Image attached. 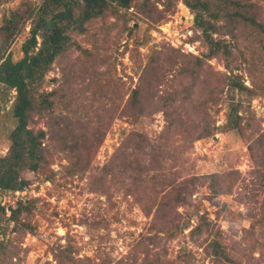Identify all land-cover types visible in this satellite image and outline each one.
<instances>
[{"label":"rangeland","instance_id":"obj_1","mask_svg":"<svg viewBox=\"0 0 264 264\" xmlns=\"http://www.w3.org/2000/svg\"><path fill=\"white\" fill-rule=\"evenodd\" d=\"M208 1L218 29L207 33L231 55L208 54L185 0H135L84 30L65 21L69 46L32 84L36 106L54 92L28 124L46 133L41 167L21 168L23 189L0 191V264H264V0ZM42 2L0 0V28ZM30 29L31 18L0 57L21 59ZM15 96L0 82L1 156ZM234 104L242 120L228 129Z\"/></svg>","mask_w":264,"mask_h":264},{"label":"trees","instance_id":"obj_2","mask_svg":"<svg viewBox=\"0 0 264 264\" xmlns=\"http://www.w3.org/2000/svg\"><path fill=\"white\" fill-rule=\"evenodd\" d=\"M135 0H43L41 7L35 10L14 9L6 15L5 23L0 28V53L2 44L7 43L13 34L21 31L25 23L31 18L30 35L23 44L24 56L13 61L9 56L0 59V82L6 86L7 91L15 89L11 106V116L14 119V125L9 132L11 141L8 153L0 155V191H14L23 189L27 184V179L20 174L21 168L27 167L32 171H38L41 167V161L44 158L43 141L45 130L29 127V120L32 112L37 111L43 115L45 110L52 108L54 100L49 97L54 94L42 93L43 102H38L32 94V84L34 81H42L45 73L50 69L52 62L56 56L69 46L70 35L65 33V25L76 23L81 30H84V23L98 17H105L107 13L118 12L119 7L129 8L134 4ZM187 5L198 10L196 23L203 29L206 38L210 43V51L208 54L215 55L222 51L224 55H231L230 46L223 41H214L207 33L208 30H215L217 26L205 19L203 16L205 11H210V2L208 0H185ZM77 9V10H76ZM240 12L234 14L240 15L239 19L246 22H254L250 17ZM216 16V14H215ZM236 20V18H235ZM218 29V28H217ZM38 37H41V44L38 51H34L37 47ZM232 87L249 90L251 97L255 96V92L249 89L241 82L230 80ZM140 90L134 89L131 94L130 103H139ZM239 105H233L227 113L228 120L225 128H238L240 126L242 115H238ZM205 134H210L211 129L208 125L204 126ZM203 136V135H202ZM78 142V140H77ZM217 173L210 175V181L213 190L217 187ZM34 199H29L22 204V210L26 213H32ZM5 207L0 204V220L5 214ZM21 226L33 229L28 222H20ZM18 225H15V228ZM0 229L3 226L0 221ZM3 241L0 240V248L3 247ZM213 252L219 256L225 254V250L218 241L212 243Z\"/></svg>","mask_w":264,"mask_h":264},{"label":"bare ground","instance_id":"obj_3","mask_svg":"<svg viewBox=\"0 0 264 264\" xmlns=\"http://www.w3.org/2000/svg\"><path fill=\"white\" fill-rule=\"evenodd\" d=\"M188 14V12H187V10L184 8V15H187ZM188 16V15H187ZM190 18V17H189Z\"/></svg>","mask_w":264,"mask_h":264}]
</instances>
